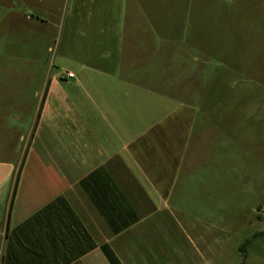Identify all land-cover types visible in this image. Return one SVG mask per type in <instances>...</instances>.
<instances>
[{
	"label": "crops",
	"instance_id": "crops-1",
	"mask_svg": "<svg viewBox=\"0 0 264 264\" xmlns=\"http://www.w3.org/2000/svg\"><path fill=\"white\" fill-rule=\"evenodd\" d=\"M24 2L45 37L41 15L52 0ZM161 4L74 0L58 20L62 66L38 81L42 103L24 159L17 141L29 99L0 94V264H222V240L200 227L208 217L182 200L205 188L196 113L165 95L160 64L155 76L146 72L165 43ZM7 10L0 45L4 31L18 29ZM37 62H28L31 86L45 64Z\"/></svg>",
	"mask_w": 264,
	"mask_h": 264
},
{
	"label": "rangeland",
	"instance_id": "rangeland-1",
	"mask_svg": "<svg viewBox=\"0 0 264 264\" xmlns=\"http://www.w3.org/2000/svg\"><path fill=\"white\" fill-rule=\"evenodd\" d=\"M0 2L2 13L13 8L18 18L17 33L4 31L0 45V94L20 92L29 99L32 114L20 118L17 141L24 159L42 103L38 81L62 66L58 20L74 0H52L49 14L41 15L50 26L43 38L37 35L42 22L24 0ZM160 9L165 43L146 72L155 76L160 64L165 95L195 111L192 141L199 145L193 155L208 157L198 166L206 170L205 188L189 191L184 207L208 217L200 227L222 240V264H241L245 242V264H264V0H162ZM171 29L173 38L167 36ZM29 60L45 63L34 70V86Z\"/></svg>",
	"mask_w": 264,
	"mask_h": 264
},
{
	"label": "trees",
	"instance_id": "trees-1",
	"mask_svg": "<svg viewBox=\"0 0 264 264\" xmlns=\"http://www.w3.org/2000/svg\"><path fill=\"white\" fill-rule=\"evenodd\" d=\"M21 170H22V166H21V168H20L18 174L21 173ZM14 191H15V188H14ZM13 196H14V192H13ZM13 196H12V198H13ZM11 203H12V201H11ZM247 244H248V242H245V243L243 244V246L240 247L241 251L243 252V262H242L241 264H245V261H246V259H247V255H246V253H245V247H246Z\"/></svg>",
	"mask_w": 264,
	"mask_h": 264
},
{
	"label": "built area",
	"instance_id": "built-area-1",
	"mask_svg": "<svg viewBox=\"0 0 264 264\" xmlns=\"http://www.w3.org/2000/svg\"><path fill=\"white\" fill-rule=\"evenodd\" d=\"M66 77L67 78H74V74L73 73H66Z\"/></svg>",
	"mask_w": 264,
	"mask_h": 264
}]
</instances>
